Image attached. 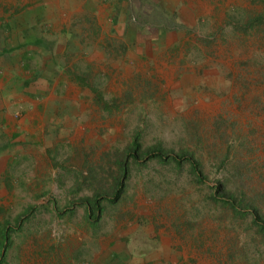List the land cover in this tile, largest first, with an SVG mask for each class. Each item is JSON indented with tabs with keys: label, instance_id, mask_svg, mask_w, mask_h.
<instances>
[{
	"label": "rangeland",
	"instance_id": "obj_1",
	"mask_svg": "<svg viewBox=\"0 0 264 264\" xmlns=\"http://www.w3.org/2000/svg\"><path fill=\"white\" fill-rule=\"evenodd\" d=\"M66 1L0 0V264H264V0Z\"/></svg>",
	"mask_w": 264,
	"mask_h": 264
},
{
	"label": "crops",
	"instance_id": "obj_2",
	"mask_svg": "<svg viewBox=\"0 0 264 264\" xmlns=\"http://www.w3.org/2000/svg\"><path fill=\"white\" fill-rule=\"evenodd\" d=\"M167 7L171 10L175 9L178 5L180 4H185L189 9V13H186L185 11L183 12V14L185 15V17L188 19L189 22H192L194 20V14L192 13L193 10L196 8V0H187V3H184L183 0H164ZM70 3V4H69ZM90 4V3H88ZM61 6H64L65 8L71 9L70 13H74L76 11H78L80 9V5L78 3H76L74 0H67L64 4H61L59 7L61 8ZM103 20L105 21V18L102 17ZM167 39V44L169 43V38ZM148 50L147 47H142L139 50H134L129 52L130 56L133 57L135 56V54H137V52H142ZM5 55L4 56H0V108L4 105H9V100L11 98H9V90L13 89L12 86H16L15 89H13L16 92V97H19V94L21 92H19V89L21 90L22 87H20V85H15V82L13 81V79H10L9 77V73H8V67L6 66V60H5ZM125 66H129V65H125ZM23 91V89L21 90ZM52 96V94H51ZM8 112V111H7ZM0 114H3L2 111H0Z\"/></svg>",
	"mask_w": 264,
	"mask_h": 264
},
{
	"label": "trees",
	"instance_id": "obj_3",
	"mask_svg": "<svg viewBox=\"0 0 264 264\" xmlns=\"http://www.w3.org/2000/svg\"><path fill=\"white\" fill-rule=\"evenodd\" d=\"M133 155H134V153H133ZM147 156L148 157H152V158H162V159H165L166 158V156L164 155V154H162L161 153V151H159V150H157V149H154L152 152H148L147 153ZM179 158H181V159H184L185 158V156H176V158L175 159H179ZM188 159V161H190L191 163H192V167H193V169L194 170H196L197 172H198V165L196 164V162L195 161H192L191 159H189V158H187ZM120 185H121V183H120ZM255 220H256V222L259 224V226H260V229L262 230V231H264V219H262L261 218V216L260 215H258V214H256L255 215Z\"/></svg>",
	"mask_w": 264,
	"mask_h": 264
},
{
	"label": "bare ground",
	"instance_id": "obj_4",
	"mask_svg": "<svg viewBox=\"0 0 264 264\" xmlns=\"http://www.w3.org/2000/svg\"><path fill=\"white\" fill-rule=\"evenodd\" d=\"M219 71V70H218ZM201 103L203 104V102L201 101ZM216 103V102H215Z\"/></svg>",
	"mask_w": 264,
	"mask_h": 264
}]
</instances>
